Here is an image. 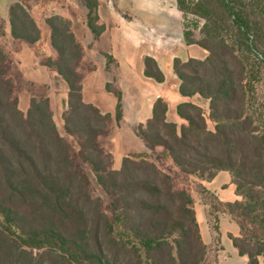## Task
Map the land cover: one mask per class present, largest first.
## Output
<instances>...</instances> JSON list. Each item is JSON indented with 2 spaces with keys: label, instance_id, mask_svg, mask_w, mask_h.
Instances as JSON below:
<instances>
[{
  "label": "trees",
  "instance_id": "1",
  "mask_svg": "<svg viewBox=\"0 0 264 264\" xmlns=\"http://www.w3.org/2000/svg\"><path fill=\"white\" fill-rule=\"evenodd\" d=\"M83 1L98 37L105 29L96 24L99 1ZM177 6L185 43L208 56L175 59L180 95L190 100L170 121L167 100L157 99L152 117L135 129L149 152L125 156L118 170L101 139L122 120L121 92L107 84L117 97L114 118L84 101V54L70 23L59 15L47 20L58 53L52 64L69 87L65 130L78 151L59 133L49 98H33L27 114L19 109L11 59L0 46V264H209L189 184L221 171L230 173L240 200L214 205L212 229L219 234V213H227L240 226L232 237L240 255L248 264L264 257V0ZM9 15L15 39L40 41L23 4ZM144 62L145 76L163 83L157 61ZM196 97L208 101V117ZM86 164L106 200L92 193Z\"/></svg>",
  "mask_w": 264,
  "mask_h": 264
},
{
  "label": "crops",
  "instance_id": "2",
  "mask_svg": "<svg viewBox=\"0 0 264 264\" xmlns=\"http://www.w3.org/2000/svg\"><path fill=\"white\" fill-rule=\"evenodd\" d=\"M115 1L118 8L132 19H125L119 13H108L100 38L95 40L93 33L88 34V41L95 44V49L87 53L94 57L96 68L89 70L84 77L83 97L86 103L96 105L103 114L110 113L114 118L117 97L107 92L105 86L111 84L121 92L122 120L114 123L109 135L112 139L119 138V145L108 147L113 155V167L118 170L129 153L149 152L135 128L146 124L152 117L157 99L164 97L167 100L170 121L175 116L174 121L178 119L177 105L190 100L180 95V82L174 70L175 59L204 60L208 52L196 44L185 43L184 16L177 6V0ZM148 30H152L154 35H162V38L148 36ZM105 56L113 58V63L108 65ZM147 56L157 61L165 76L163 83L145 76L144 59ZM100 78L102 80L98 81ZM189 187L203 240L209 253L211 250L214 253L216 264H248V257L240 255L232 240V237L240 235L238 222L227 213L220 212L219 234L213 231L211 225V211L216 203L240 200L230 173L221 171L212 180L192 176ZM259 264H264V257L260 258Z\"/></svg>",
  "mask_w": 264,
  "mask_h": 264
},
{
  "label": "rangeland",
  "instance_id": "3",
  "mask_svg": "<svg viewBox=\"0 0 264 264\" xmlns=\"http://www.w3.org/2000/svg\"><path fill=\"white\" fill-rule=\"evenodd\" d=\"M98 1L99 19L96 21L97 25H103L106 27L104 20L108 16V13H119L125 19H132L128 13L118 8L115 0ZM17 2H20L26 7L41 30V39L36 44L31 45L25 41L17 40L11 34L9 12L11 6ZM54 15H59L70 23L74 35L82 46L84 55L80 73L83 75L84 80L85 75L90 72L89 70L93 71V68H96V64L93 60L94 57L92 58L91 55L87 53L95 49V44L88 41V34L93 32L88 27L89 10L83 0H0V46L8 53L11 59L8 76L14 84V98L17 99L19 109L24 114H27L33 98H49L50 109L59 133L63 138L68 139L78 151L80 148L78 140L74 136L68 135L65 130L64 115L68 109L67 101L69 87L65 80L57 73L55 66L52 64V62H55L58 59V53L51 44V28L49 27L47 20ZM189 20L193 21L195 19L189 17ZM93 35L95 40H97L102 34L98 37L95 36L94 33ZM147 35L162 38V35H154L152 30H148ZM198 36L199 31H195V37L198 38ZM106 56L107 64L110 65L113 63V58L111 59ZM101 80L102 78L98 79V81ZM86 83H88L87 85L89 86V80H87ZM107 84L105 89L109 92L107 90ZM114 89L117 90L116 88ZM110 93L115 95L114 92ZM194 101L204 108L205 114L208 117V101L200 97H196ZM170 119L173 120V117L170 116ZM175 119L176 116L174 120ZM114 123H116L115 120ZM209 126L211 128L213 127V123L210 120ZM109 135L102 138L101 142L107 152L111 153L108 147L113 148L118 146L119 138L114 137V139H112ZM127 139L129 140V138ZM135 153L137 152H132L128 155ZM83 168L88 174L91 191L94 196H100L106 200L108 196L103 191L102 187L98 185L90 165H83ZM208 259L209 264H216L212 250L209 253Z\"/></svg>",
  "mask_w": 264,
  "mask_h": 264
}]
</instances>
